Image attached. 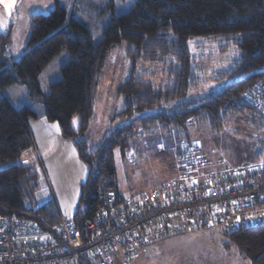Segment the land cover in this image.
Returning a JSON list of instances; mask_svg holds the SVG:
<instances>
[{
	"label": "trees",
	"instance_id": "trees-1",
	"mask_svg": "<svg viewBox=\"0 0 264 264\" xmlns=\"http://www.w3.org/2000/svg\"><path fill=\"white\" fill-rule=\"evenodd\" d=\"M129 2L126 10L115 13L113 4L96 10L95 1L72 0L67 12L69 0H53V8L46 14L28 16L27 44L16 60L4 50L10 29L0 34V92L22 85L30 102L15 107L0 93L1 216L32 221L54 237L59 220L65 219L52 198L37 202L36 162H22V156L34 150L28 127V121L36 118L34 104H42L44 119L58 125L64 140H73L87 167L76 213L68 219L79 230L83 220L100 206V192H113L118 200L126 198L117 184L113 152L129 149L135 126L145 133L161 131L167 137L174 133L179 139L182 135L187 138L184 129L190 118L213 130L233 116L264 120V114L241 97L252 81H264L263 0ZM76 11L85 20L99 15L97 41L89 27L75 17ZM191 38L215 42L218 52L226 54V66L215 78L225 84L202 98L184 100L201 83L189 51ZM118 45L125 47L128 71L115 89L121 102L115 118L129 122L107 131L100 144L90 149L81 137L93 117L107 55ZM63 53L67 60L59 69L60 79L49 83L48 92L43 93L39 77ZM143 64L160 67L166 84L156 87L146 80L153 71L143 69ZM223 240L224 251L232 248L250 264H264V224L227 234ZM81 264L89 263L81 258Z\"/></svg>",
	"mask_w": 264,
	"mask_h": 264
},
{
	"label": "rangeland",
	"instance_id": "rangeland-1",
	"mask_svg": "<svg viewBox=\"0 0 264 264\" xmlns=\"http://www.w3.org/2000/svg\"><path fill=\"white\" fill-rule=\"evenodd\" d=\"M88 1L97 3L96 10L113 4L115 13L126 10L130 4L129 0ZM13 3L12 14L4 18L0 34L10 29L4 50L6 55L16 60L23 53L28 40V16L25 15L37 12L46 14L54 5L53 0H18L17 3L13 0ZM71 6L72 0H69L67 12H70ZM98 16L97 13L93 17H88L89 19L85 16V20L79 16L78 11L75 13V17L89 27L95 41L100 37V31L95 24ZM189 51L195 60L201 83L191 89L184 100L202 98L225 84L215 81L219 71L226 66V54L218 52L215 42L191 38ZM66 60L67 56L63 53L43 71L39 77L43 93L48 92L49 83L60 79L59 69ZM142 68L153 71V76L146 80L153 82L156 87L166 84L164 71L160 67L143 64ZM126 71H128L126 50L123 45H118L107 55L106 65L99 79L93 117L86 133L81 137L90 149L100 144L107 131L129 122L126 119L115 118V112L121 106L120 100L115 96V89L123 80ZM0 93L15 107L30 103L26 89L22 85L5 88ZM244 93L245 89L241 92L242 98ZM42 109V104L33 105L36 118L28 121V127L34 150L24 154L22 162H36L35 171L39 177L37 202L43 203L52 198L60 215L67 220L72 219L79 202L81 185L87 177L88 170L79 159L73 140H64L60 136L58 125L44 119ZM262 117L264 118V115ZM184 132L187 133L188 139L183 135L180 136L182 139H178L174 133L172 137H167L161 131L145 133L135 126V136L129 149L124 152L115 149L113 152L117 184L124 197L176 181L178 159L176 155L184 144L195 147L198 150L196 154L199 153L197 156L201 155L200 163L207 161L211 170H218L223 163L245 171L264 164L262 119L259 121L250 116H233L228 118L220 129L213 130L206 125L197 124L190 118L186 121ZM258 152H262L261 155H257ZM227 234L230 233L215 228L154 240L129 264H250L241 259L235 249L224 251L221 245Z\"/></svg>",
	"mask_w": 264,
	"mask_h": 264
},
{
	"label": "built area",
	"instance_id": "built-area-1",
	"mask_svg": "<svg viewBox=\"0 0 264 264\" xmlns=\"http://www.w3.org/2000/svg\"><path fill=\"white\" fill-rule=\"evenodd\" d=\"M243 98L264 114V81L247 85ZM196 151L181 146L172 183L122 200L100 192V206L81 230L61 218L54 237L32 221L0 215V264H129L154 240L264 224V164L245 171L222 162L211 170Z\"/></svg>",
	"mask_w": 264,
	"mask_h": 264
},
{
	"label": "crops",
	"instance_id": "crops-1",
	"mask_svg": "<svg viewBox=\"0 0 264 264\" xmlns=\"http://www.w3.org/2000/svg\"><path fill=\"white\" fill-rule=\"evenodd\" d=\"M18 0H16V3ZM13 0H0L1 12H0V22L4 21V18L8 17V14H12L13 10ZM5 13V15H4ZM30 15V14H29ZM29 15H25L26 17Z\"/></svg>",
	"mask_w": 264,
	"mask_h": 264
},
{
	"label": "snow or ice",
	"instance_id": "snow-or-ice-1",
	"mask_svg": "<svg viewBox=\"0 0 264 264\" xmlns=\"http://www.w3.org/2000/svg\"><path fill=\"white\" fill-rule=\"evenodd\" d=\"M0 27H3V24H2V22H0Z\"/></svg>",
	"mask_w": 264,
	"mask_h": 264
}]
</instances>
